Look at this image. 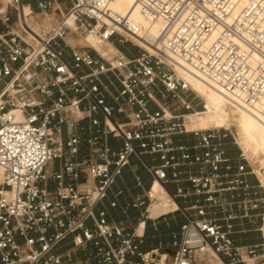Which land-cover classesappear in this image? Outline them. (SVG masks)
<instances>
[{"label": "built area", "instance_id": "built-area-1", "mask_svg": "<svg viewBox=\"0 0 264 264\" xmlns=\"http://www.w3.org/2000/svg\"><path fill=\"white\" fill-rule=\"evenodd\" d=\"M109 1L0 0V264H66L76 251L86 255L78 264H132L131 257L138 264H197L195 249L204 246L223 264H247L258 256V245H236L231 226L208 214L216 208L233 218L232 213H249L250 203L257 207L263 201L261 184L248 179L255 171L242 151L226 155V132L188 130L178 121L186 113L172 111L165 98H178L190 112L192 99L185 93L192 89L161 54L144 50L130 57L118 48L134 42L137 31L128 19L111 15ZM137 6L149 20L162 21L151 45L264 119V0H137ZM54 15L46 29L43 20L53 21ZM70 18L76 30L89 29L111 41L117 48L113 60L73 46ZM86 118L94 132L90 138L80 133ZM63 127L66 137L58 140ZM175 134H193L197 142L176 144ZM109 135L122 138L119 149L106 143ZM83 143L89 153L79 157ZM196 149L203 151L191 152ZM145 153L158 154L162 163H146ZM132 155L153 177L150 197L155 183L166 189L167 167L178 181L179 166L201 165L200 174L187 176L188 191L165 190L167 202L203 196L181 208L183 237L173 242L171 256L142 251L137 234L96 211ZM192 231L196 244L190 241ZM66 239L71 248L59 251Z\"/></svg>", "mask_w": 264, "mask_h": 264}, {"label": "crops", "instance_id": "crops-1", "mask_svg": "<svg viewBox=\"0 0 264 264\" xmlns=\"http://www.w3.org/2000/svg\"><path fill=\"white\" fill-rule=\"evenodd\" d=\"M119 48L128 56L134 57L125 47L119 46ZM152 110H156L154 105H151ZM94 117L99 120H103L101 113L94 114ZM123 121L126 118H121ZM84 127V130L80 131L84 138H90L94 135V132L89 129L92 126L91 119L86 118L80 122ZM62 133L57 134L56 138L62 140L66 137V127L62 128ZM174 142L176 144L190 145L197 142L196 137L193 134H175L173 135ZM106 143L112 149H119L122 145L121 137H114L109 135L106 138ZM203 149L192 150L191 152H202ZM89 153V146L87 143H83L80 149L79 157H84ZM239 151L231 150L230 147H226V155L228 157L238 156ZM179 155L180 152H177ZM143 160L151 165H159L162 163L158 154L145 153ZM201 165L197 163L183 164L178 167L180 171V180L175 181L173 179V169L167 167L166 173L169 178L166 184L167 194H175L178 188H182L184 191H188L190 183L187 180L188 175L200 174ZM206 173L211 171L210 166L204 167ZM250 183L256 184L257 181L251 180L248 177ZM153 177L144 165V163L135 155L130 157L129 163L123 168L121 174L116 177L115 182L108 189L106 197L96 205L97 212H104L106 219L110 223H116L121 225L125 230L134 232L137 234L142 242L140 247L142 251H164L169 256L172 255L175 246L173 242L177 239L180 240L183 237L182 225L186 222V218L181 211L182 207H192L198 201H202L203 196L199 194H187L182 196H176L171 198L167 203V206L161 209H154L153 204L156 199L149 196V192L152 186ZM165 191V192H166ZM167 200L168 196L165 194ZM168 201V200H167ZM161 201H158V203ZM160 204V203H159ZM152 208V209H151ZM194 211V210H192ZM223 210H216L211 208L209 216L218 218L219 221L225 225L229 223V219ZM235 222V221H233ZM89 226H92V222H88ZM257 229L253 228L250 224L235 225L231 229L230 237L233 239L236 245H258L257 252H262V239L256 233ZM72 243L70 239L63 241L59 251H66L70 249ZM86 255L82 251H76L68 259H65L66 264H78L80 260L85 258ZM132 264H138L137 257H131Z\"/></svg>", "mask_w": 264, "mask_h": 264}, {"label": "bare ground", "instance_id": "bare-ground-1", "mask_svg": "<svg viewBox=\"0 0 264 264\" xmlns=\"http://www.w3.org/2000/svg\"><path fill=\"white\" fill-rule=\"evenodd\" d=\"M109 7L113 17H116V19H122V17L128 19L131 28L137 31V34L133 35V40L137 45L152 54H161L164 59L173 66L178 75L184 79L192 91L197 93V95L204 101L206 106L204 109L185 114V117L187 118L186 127L188 130L206 129L209 127L229 128V120L231 124L238 128L244 148L249 147L253 150H261L264 153V119H261L254 112H251L246 107L227 97L214 85V83L205 80L203 77L197 74L191 73L185 66H183V64L177 61L171 53L159 52L155 46L150 44L153 43L155 38L158 36L163 25L162 21L149 20L139 10V7L137 6V0H110ZM106 22L108 24H112L109 20H106ZM70 23L72 24L73 28H76V24L71 18ZM120 31L123 30L120 29ZM86 39L88 43H92V46H94L98 51L102 48V42H108L111 44L112 47L108 49L105 54L99 51L104 56H108L109 51L117 50V48L110 41L101 40L98 36L92 33H89ZM200 114L207 115V117L203 118L201 116H197ZM191 117L194 118L191 119ZM198 117H200L199 123L206 124L198 125V121H196ZM212 122H215L216 124L224 123L225 126L214 125L202 127L211 124ZM261 174L262 173L258 171L259 179ZM262 180V182H264V176L262 177ZM151 194L156 199L153 204L154 209H161L167 206L168 202L165 198L166 192L162 187H160L158 183H155L153 186ZM158 201H161L159 202L160 204ZM261 230L263 231L262 227ZM190 241L191 244H196L198 242V236L194 233V231H192ZM204 247H208L211 253H213V255L219 259L216 253L209 246ZM221 264L223 263L221 262Z\"/></svg>", "mask_w": 264, "mask_h": 264}, {"label": "rangeland", "instance_id": "rangeland-1", "mask_svg": "<svg viewBox=\"0 0 264 264\" xmlns=\"http://www.w3.org/2000/svg\"><path fill=\"white\" fill-rule=\"evenodd\" d=\"M33 3H36V0H31ZM69 6V4H62V8H67ZM58 17V15H54L53 16V21H49L48 19H44L43 20V24L44 27L46 29H49L52 25V22L54 24L56 18ZM90 33L89 29H77L73 28L71 34L68 37V41L73 45V46H85L87 49H89L91 52L96 53V48L94 46H92V43H88L86 37L88 36V34ZM107 41V40H106ZM114 41L117 42L118 41V36H116L114 38ZM134 41V40H133ZM111 42V41H110ZM101 50H99L101 53H106L108 49H110L112 46L111 44H109L108 42L105 43H101ZM119 46H123L125 47L130 53H132L135 56L140 55L144 49H142L139 45H137L135 42L132 41H125L123 43H120L118 45ZM120 49V48H119ZM121 50V49H120ZM122 51V50H121ZM113 52L114 51H109V55L105 56L107 59L109 60H113ZM123 52V51H122ZM124 53V52H123ZM125 54V53H124ZM134 56V57H135ZM162 58L164 59V57L162 56ZM165 60V59H164ZM111 79L113 80L114 83H118L116 78L111 77ZM182 94V93H180ZM188 98L192 99V104L194 107V110L190 111V112H195L196 110H202L204 109L203 107V100L201 99V97H199L197 95V93H195L192 90H188L185 93ZM167 105L169 106V108L176 112V113H190L188 111H185L182 106L179 103L178 98L176 97H172V96H168L167 98H165ZM160 102H162V100H160ZM151 105H154L156 107V105L154 103H152ZM197 116H201L203 118H206L207 115L204 114H200ZM194 117H191V119ZM199 119L200 117H198L196 119V121H198V125H204L206 123H199ZM187 122V118L186 117H182L179 118L178 121H183ZM214 125H218V126H225L224 123L223 124H216L215 122H212L211 124L202 126V127H206V126H214ZM228 127H216V129H219L220 132H226V136L224 139V148H225V152H226V147H230L231 150H236V151H242L244 153V156L246 157V164L248 165L249 169H253V171H255L254 173H251L248 175V177H250L251 180L260 182L261 186L257 187L259 193L258 196L263 198L262 202H258V206L254 207L251 205L250 206L253 208H249L248 212L249 213H232L233 218H228L229 219V223H227V225L231 226V229H233V227H235V225H245V224H250L251 226H253V228L257 229L256 233H258V236L261 237L262 239V243H264V182H262V177L264 176V153L261 150H253L252 148H244L242 140L240 138V134H239V130L238 128L231 124L228 120ZM215 128V127H213ZM246 153H245V152ZM238 153V154H239ZM258 171H260L262 174L260 175V179H259V175H258ZM262 176V177H261ZM261 180V181H260ZM262 182V183H261ZM256 183V184H257ZM253 204L255 203L252 202ZM242 207H240L239 209L237 208V211H241ZM235 221V222H233ZM261 227L263 229V231L261 230ZM252 245V244H250ZM262 247V246H261ZM195 258H196V262L197 264H221V262L219 261V259H217L213 253H211L210 249L208 247H203L202 250L199 249V247H197L195 249ZM261 254L263 255L262 257L260 256V253H258V256L256 258H250L247 259V264H264V247H262V252Z\"/></svg>", "mask_w": 264, "mask_h": 264}]
</instances>
